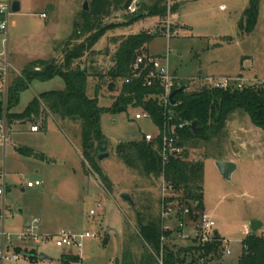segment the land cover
<instances>
[{"label":"rangeland","instance_id":"1","mask_svg":"<svg viewBox=\"0 0 264 264\" xmlns=\"http://www.w3.org/2000/svg\"><path fill=\"white\" fill-rule=\"evenodd\" d=\"M18 1L21 8L11 13L6 43L5 36L0 34V69L5 60L11 66L8 86L30 62L57 60L61 64L64 43L73 33L74 22L80 19L83 3L86 1L88 8L92 3V0ZM155 1L132 3L150 7ZM250 1L164 0L167 11L162 18H145L127 27L132 15L126 11L111 12L103 19L102 27H112L94 46L95 55L87 53L73 66L89 68L92 80L87 81V95L96 97L99 107L104 109L100 125L109 157L97 164L106 182L87 164L83 167L79 123L63 122L43 107L38 118L10 124L4 156L11 186L7 196L11 209L6 222L8 231L26 233V224L36 220L42 234L66 231L89 233L91 237L83 240L81 251L57 248L50 240L39 248L24 242L34 250L28 249L27 257L2 264H62L64 256L79 258L78 262L67 264H116V260L117 264H144L145 247L137 232V216L144 222L158 221L164 182L161 177H147L129 169L118 160L115 151L119 143L140 141L145 134L155 136L158 131L150 119H135L140 109L128 106L124 112L113 111L119 92L107 91L110 80L106 75L117 48L114 40L139 33L155 34L147 54L164 63L168 58L170 73L188 86L187 92L205 87L207 76H241L246 84L257 85V81L264 80V0H258L253 31L243 34L238 27ZM41 14L45 17L41 18ZM83 40L84 37L72 45ZM96 85H102L98 93ZM114 87L119 91L121 83ZM64 89L65 83L59 76L46 81L33 80L19 95L11 113L23 112L42 93ZM0 94L3 96L1 82ZM44 123L45 129L41 128ZM33 125L39 128L37 133L30 132ZM19 148L30 149L35 155L21 156ZM186 152L188 160L201 161L203 165L202 209L216 222L221 248L226 246L230 251L229 255H224L221 249L216 256L210 254L209 263L238 264L251 222L262 224L255 234L264 237V130L237 110L228 117L218 137L208 142L194 141L193 145H186ZM47 159L52 162L47 163ZM223 159H232L236 165L229 180L215 166ZM29 181H39L41 185L28 189ZM124 193L131 197L133 206L120 198ZM92 210L94 215H90ZM171 222L174 228L175 223ZM195 244L198 245L177 236L169 243L174 251ZM40 254L47 259L40 260ZM185 258L188 264L191 258L188 254ZM151 264L159 263L156 259Z\"/></svg>","mask_w":264,"mask_h":264},{"label":"trees","instance_id":"2","mask_svg":"<svg viewBox=\"0 0 264 264\" xmlns=\"http://www.w3.org/2000/svg\"><path fill=\"white\" fill-rule=\"evenodd\" d=\"M134 0H92L91 7L87 12L80 13V19L73 24V33L64 43L63 59L61 64L57 60L33 61L25 65L19 75L15 76L7 89L6 112L9 125L11 123L30 122L39 117L42 107L52 115L57 116L63 122L79 123L80 125V153L84 169L87 164L92 171L96 172L101 180L106 182L97 164V144L104 140L101 131L100 120L104 109L99 107L96 97L87 95V81L92 80L87 66H73L75 61L81 60L85 54L95 55L94 46L112 26L102 27V21L111 12L126 11ZM174 11V7L171 9ZM167 8L164 0H156L150 6H140L137 13L132 15L126 27L145 18L166 15ZM139 14H141L139 16ZM258 17V0H251L249 7L243 12L238 27L241 33L249 34L255 28ZM120 25H118L119 27ZM84 40L77 45V42ZM156 37L155 34L139 33L125 38L114 40L117 48L112 56V67L106 77L110 80L109 92H119L115 97L113 111L128 106L146 112L149 119L157 129V135L151 142L143 138L140 141L119 143L116 146V156L129 169L144 176L161 177L173 193L178 196L179 207H190L196 204L195 211L203 212L202 209V182L203 165L201 161L188 160L186 145H193L194 141L208 142L218 137L224 130L228 117L237 110L243 111L257 128L264 130V88L260 86H247L242 89L228 88L209 89L202 87L199 91L187 92L188 86L177 81L173 91L183 89L174 96V105H164L163 88L158 82L150 86L145 85V74L148 70L134 78L132 65L139 56H148V45ZM71 47V48H70ZM92 63V62H90ZM59 76L65 83L62 91H50L34 98L27 108L19 113H11L18 104L19 95L25 91L31 81L50 80ZM100 79V77H97ZM131 79L128 84L125 79ZM121 83L119 91H115L114 85ZM102 85H96L98 93ZM3 96L0 94V117L4 110ZM171 122L174 147L180 150L163 163L161 156L162 135L168 131ZM196 122L197 131L193 134L189 126ZM44 123L41 128L45 129ZM19 155L24 157L34 156L30 149L19 148ZM182 209V208H181ZM180 219V211L178 213ZM177 224V223H175ZM137 232L145 247L143 263L156 262L155 255L162 254L163 264H186V254L191 258L188 264H199L201 260L209 262L208 256H216L222 251L217 233L215 241L205 246L196 245L182 250H172L169 243L176 237L180 230L177 226L173 231L163 232L161 217L158 221L144 222L141 216H137ZM164 237L165 241H161ZM196 243V241H193ZM147 248V249H146ZM33 258V256H31ZM68 261L76 263L78 257L64 256L62 264ZM238 264H264V237L250 232L242 242V253Z\"/></svg>","mask_w":264,"mask_h":264},{"label":"built area","instance_id":"3","mask_svg":"<svg viewBox=\"0 0 264 264\" xmlns=\"http://www.w3.org/2000/svg\"><path fill=\"white\" fill-rule=\"evenodd\" d=\"M12 1L13 0H0V34L5 36L4 42L8 39V28L10 26V18L12 13ZM138 7L136 3H132L126 10L130 15L137 13ZM41 18L45 15L41 14ZM171 35L168 33V38ZM173 36V34H172ZM3 67L0 69V82L1 91L3 93V103L4 110L2 116L0 117V264L4 261H17L22 254L27 257V252L30 249L34 250L33 247H27L22 244L24 242H30L36 248L43 247L47 243L46 241H52L53 245L57 248H67L75 249L81 251L83 247V240L90 238L89 233L84 234H71L66 231H59L56 234H42L41 227L38 221L33 220L31 224H26V233H13L7 230L6 222L11 213V209L8 205L7 196L11 192V186L9 184V173L5 166L4 156L6 151V145L10 137V125L7 118L6 112V102H7V89L9 80V71L11 66L7 60L3 61ZM145 70H148L145 74V85L150 86L153 82H158L163 88V98L164 105L169 103L168 96L172 92L175 84L177 83V78H175L169 70L168 58H166V63L162 62L159 57L154 56H139L136 58L134 64L132 65V73L134 78H139ZM131 79H125L124 83L128 84ZM205 87L209 89H228L237 88L242 89L247 87V85L253 86L251 84H246L244 80L240 77H205ZM256 86L264 88V80L257 81ZM136 120L149 119L146 112L136 113ZM189 126V124L184 123L179 127ZM39 128L36 125L30 127L31 133H37ZM173 129L171 128V134ZM154 135L145 134L144 139L147 142H151L154 139ZM180 150L174 147L172 136L164 132L162 135V149L161 156L163 163H167L168 159L174 154H179ZM163 180V179H162ZM164 182V181H163ZM39 181L27 182L26 188L32 189L40 186ZM162 200H161V220L163 223V232L173 231L174 228L180 230L177 235L179 239L196 241L198 245L205 246L207 244L213 243L215 241V231L216 222L212 216L206 212H196V204H191L190 207L184 206L179 207L178 196L173 193L171 186L166 183L162 186ZM182 208V209H181ZM180 211V219L179 213ZM90 215H94V211H90ZM173 221L175 224L174 228L170 225ZM161 241H165L162 237ZM222 253L224 255H229L230 251L225 246L222 248ZM24 257V256H22ZM31 257V256H29ZM160 257V258H159ZM159 264H163L162 254L156 257ZM199 264H210L209 262H204L201 260Z\"/></svg>","mask_w":264,"mask_h":264},{"label":"water","instance_id":"4","mask_svg":"<svg viewBox=\"0 0 264 264\" xmlns=\"http://www.w3.org/2000/svg\"><path fill=\"white\" fill-rule=\"evenodd\" d=\"M137 7H139V3L136 4ZM20 2L18 0H13L12 1V12L16 13L20 11ZM89 10L88 8V3L85 1L82 5V11L83 12H87ZM141 14H139L140 16ZM183 89H177L173 92L170 93V95L168 96V100L169 103L171 105H174L175 101H174V96L181 92ZM118 112H124L125 109L123 107L119 108L117 110ZM197 123L196 122H192L189 125V129L191 130V132L194 134L197 131V127H196ZM168 131L171 134V122H169L168 124ZM107 149V142L106 140H102L97 144V150H98V156H97V161L101 162L104 159H107L109 157V154L106 152ZM52 162V160L47 159V163ZM216 168L218 169L220 175L225 179V180H229L231 174L236 170V165L232 162H226V161H218L215 163ZM120 198L127 202L130 206H133V201L131 199V197L127 194H121ZM262 228V224L258 221H253L250 223L249 225V230L251 233L255 234L257 232H259ZM215 233H217V231H215ZM107 240L105 239L103 241V245L106 244ZM22 256H26L25 254H22ZM39 259L40 260H44L47 259V257L44 254H40L39 255ZM116 264H117V260H116Z\"/></svg>","mask_w":264,"mask_h":264},{"label":"crops","instance_id":"5","mask_svg":"<svg viewBox=\"0 0 264 264\" xmlns=\"http://www.w3.org/2000/svg\"><path fill=\"white\" fill-rule=\"evenodd\" d=\"M21 6V5H20ZM223 7H220V9H222ZM180 30V29H179ZM22 69V68H21ZM200 75L202 74V72L199 73ZM241 77V76H240ZM242 78V77H241ZM180 79V78H178ZM243 79V78H242ZM220 161H226V162H233L232 159H223V160H220Z\"/></svg>","mask_w":264,"mask_h":264}]
</instances>
